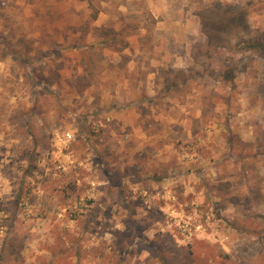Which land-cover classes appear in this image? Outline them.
<instances>
[{"label":"rangeland","instance_id":"374dc122","mask_svg":"<svg viewBox=\"0 0 264 264\" xmlns=\"http://www.w3.org/2000/svg\"><path fill=\"white\" fill-rule=\"evenodd\" d=\"M0 264H264V0H0Z\"/></svg>","mask_w":264,"mask_h":264}]
</instances>
